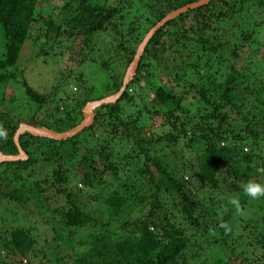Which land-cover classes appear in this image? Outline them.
Listing matches in <instances>:
<instances>
[{
  "label": "trees",
  "instance_id": "obj_1",
  "mask_svg": "<svg viewBox=\"0 0 264 264\" xmlns=\"http://www.w3.org/2000/svg\"><path fill=\"white\" fill-rule=\"evenodd\" d=\"M40 1L0 0V84H18L24 93L19 103L0 93V126L7 132L0 152L6 155L17 153L12 137L20 123L54 132L75 126L86 102L119 89L144 33L196 0H63L55 18L41 13ZM263 24L264 0H208L188 9L153 33L119 98L96 106L89 126L64 140L20 134L25 158L0 162V201L15 208L9 222L15 225L0 235V264H264V236L251 238L244 225L236 227L229 214L234 205L226 203L232 193L241 206L248 198L241 186L260 178L264 183V75L254 71L257 63L264 71ZM32 29L35 41L43 30L44 43L55 49L80 37L85 51L78 64L96 62L105 81L96 90L79 73L73 79L80 89L70 94L62 80L48 91L33 89L17 68ZM98 35L103 49L94 48ZM155 71L173 84L158 81ZM142 73L149 77L150 98L138 84ZM254 80L261 84L255 94ZM153 115L161 118L156 128H150ZM71 176L75 183L68 187ZM82 187H111L105 195L90 193L102 199L93 214L81 207ZM202 188L207 196L216 190L220 199L211 196L205 207L196 197ZM56 199L59 205L46 212L55 236L44 240V260H37L32 228L19 226L15 217H30L33 207L47 209ZM258 201L264 211V196ZM222 222L231 232L225 234ZM237 229L242 233L234 236ZM77 234L83 238L72 240ZM212 245L222 254L205 263L200 258ZM255 246L260 256L253 255Z\"/></svg>",
  "mask_w": 264,
  "mask_h": 264
},
{
  "label": "rangeland",
  "instance_id": "obj_2",
  "mask_svg": "<svg viewBox=\"0 0 264 264\" xmlns=\"http://www.w3.org/2000/svg\"><path fill=\"white\" fill-rule=\"evenodd\" d=\"M62 1L63 0H41L38 3V8L41 9V13L43 15H47L52 12L53 13L52 17L55 18L57 7L60 5ZM108 1H113V0H106V2ZM253 8L258 9V7L256 6H253ZM259 19L260 18H258V21L261 20ZM42 31L43 30H41L40 41L38 42L34 40V35L37 33V30L36 29L31 30V37L24 43V45L22 46L20 50L19 56H18L17 68L23 71V76L26 79V82L35 90L44 89L48 91L50 86H54L58 80H62L67 83L66 94H70V92H75L76 90L80 89L81 82H75L73 78L79 73H81L82 75L81 78L85 79L84 81L87 84L97 87L96 88L97 90L101 86V84L105 81L106 76H105V73L102 71V69L98 67V64L96 62L86 61L84 64L83 63L80 65L78 64V61L82 59V53L85 51L80 37H76V36L72 37L71 39H69V41L66 44H61V46L59 45L58 49H55V48L49 47L50 43H44V38L42 37ZM262 34H264V24L263 26L261 25V27L259 28V32H258V35L260 37H263ZM100 37L101 35L97 36V41H96V44L94 45L95 49H100V48L103 49L104 47V42L102 41V39H100ZM103 40H106V39H103ZM51 41L52 40H50V42ZM41 45H42V48L40 47ZM43 50L48 51L49 55L42 56L41 51ZM96 52H98L97 54H99L98 50ZM259 53L261 55H264V44L260 46ZM94 58L97 60L101 59V58H98L96 55H94ZM102 58L105 60L108 57L105 55ZM114 59H117V58L114 57ZM116 64L117 63H114L115 66ZM260 66L261 64L257 63L254 67V71L256 74L263 76L264 71L262 70V68H260ZM116 70L121 71V68L120 67L118 68L116 66ZM251 70L252 69H248L247 74H249ZM156 76L158 78V81L164 80L171 85L173 84V82H170L166 78V76L163 74V72L161 71L156 72ZM148 80H149V77L146 75V73H142L141 78L138 81V84L140 86V90L143 93L142 95L150 98L153 95V92L152 90H149L146 87V83L148 82ZM158 81L156 82L158 83ZM262 81L264 83V78ZM253 83H254V91L252 93L255 94L257 93L256 92L257 87L260 86L261 84L257 80H254ZM244 84L245 83H243L242 85ZM0 85H1L0 93H3L5 97L14 95L15 101L17 103L21 102V100L23 101L24 99L22 98L24 96L23 89L18 84L8 82L5 84H0ZM136 91H137V86L132 85L129 92L131 93V95L134 96V101L138 102L139 97H137L138 93H136ZM0 108L2 109V111H4L5 105L4 104L1 105ZM7 109H8V112L12 114L8 106H7ZM125 110H130V107L126 106ZM160 120L161 118L159 115H153L150 121V128H156L160 124ZM24 123H26L27 125L33 126L28 121ZM144 130L145 131L147 130L146 131L147 133L149 132L148 128ZM83 135H85V133H83ZM101 136H103V134H101ZM262 146H264V143H262ZM243 150L245 151V148ZM15 155H17V153ZM64 159L67 161L69 159V156L65 154ZM104 179L105 181H109L110 178L105 177ZM260 179L261 180H258L257 183L264 185L263 178H260ZM74 183H75L74 177L73 176L69 177L67 186L71 187L74 185ZM77 184H76V188H80L81 185L78 186ZM84 189L86 188L82 187L80 189V191L82 192L80 193L81 194L80 199H83V203L81 207L85 211L89 212L90 214H93L97 210V208L100 206L102 199L97 194H90V193L100 192L99 194L105 195L111 189V187L107 189H102V190L99 189V190H89V191L88 190L84 191ZM204 189L205 188H202V190L197 191L196 197L202 201L205 207H210L212 202L214 201L213 199H210V197L215 196L216 198H218L219 194L215 193L217 192L215 190V192L211 193L210 196H207ZM231 196L237 199V196L235 197V195L232 193H231ZM231 196H230V199H231ZM219 199H220V195H219ZM226 203H230V202H226ZM47 204H48L47 206L49 207L47 209H35L33 207V210H31L29 213L30 217H23V216H20V214L19 216L15 217V223H17L19 226H25V227L30 226L32 228L31 235L33 236L35 243H36V246L33 245V248L38 253L37 258H36L37 260L39 259L44 260L43 256L45 255V253L44 255H42L41 249H39L40 247L44 246V240L51 242V238H54L55 236V234L52 233V231H50L52 224L48 222V218L46 216H49V215L46 212H49V209H53L55 205H59V200L58 199L52 200L50 203H47ZM261 205H263V203L258 201V199H252L248 196L247 200L241 205V208L244 211V215H240L239 213H237L235 206L233 207V211L229 213L232 217V222L236 224V227L244 225L243 227L247 228L250 231L251 238L253 237V235H256L257 233L259 236H264V221H263L264 211L260 209ZM13 206L14 205H11V203L9 202L1 203L0 201V235L4 229V226H7L8 224H10L9 222L13 221L14 219V214L11 211L12 208L15 209ZM220 212L221 211H219V214L221 215L222 213ZM246 222H248L249 224H245ZM10 225H15V224H10ZM233 229L236 230V228L234 227ZM237 230L238 231L237 233L234 234V236H237L242 233L239 229ZM79 236L83 238V236H81L80 234H77V235H71V239L79 240L78 238ZM58 238H60V235L58 236ZM61 238H62V235H61ZM211 238L209 236H206V239L210 240ZM83 240L85 241V239ZM57 242L59 243L58 239H57ZM57 248H59V246H57ZM68 248L70 247L68 246ZM255 248L256 249H254L253 255L260 256L262 254L261 249L257 246H255ZM209 250H212V251L209 252L205 249L204 252L202 253V257L200 258L201 260H203L204 258V260H206L205 263L213 260V258L218 257L219 255L222 254V251L218 250V248H216V246H213V245L210 246ZM0 254H2L1 255L2 257L4 253L0 251ZM24 258L27 260V263H28L27 256H25ZM11 259L15 261L18 258L17 256H15ZM258 262H260V264H263L261 261H258Z\"/></svg>",
  "mask_w": 264,
  "mask_h": 264
},
{
  "label": "water",
  "instance_id": "obj_3",
  "mask_svg": "<svg viewBox=\"0 0 264 264\" xmlns=\"http://www.w3.org/2000/svg\"><path fill=\"white\" fill-rule=\"evenodd\" d=\"M208 2V0H196L194 2L187 3L181 7H178L168 13H166L159 21L154 23L143 35L141 41L137 45L134 55L128 65L126 66L123 76H122V81L119 89L109 95L106 96L105 98L98 99V100H93L86 102L82 108L81 112V120L73 127L61 131V132H54L46 127H35V126H30L27 125L26 123H20L18 124L17 129L15 130L12 140L13 143L15 144L17 148V155H6L0 152V162L3 161H10V160H18V159H24L25 155L22 153L21 149L19 148L17 144V138L20 134L23 132H26L32 136H38V137H45L53 140H64L67 139L68 137L74 135L78 131L82 130L83 128L89 126L93 120V109L100 105V104H107V103H114L119 96L121 95L122 91L124 90V87L130 80L132 79L135 69L138 64L139 56L141 55L143 48L147 44L148 40L151 38L153 33L159 29L164 23L172 19L173 17L179 15L182 12H185L188 9H192L195 7H199L202 5H205Z\"/></svg>",
  "mask_w": 264,
  "mask_h": 264
},
{
  "label": "clouds",
  "instance_id": "obj_4",
  "mask_svg": "<svg viewBox=\"0 0 264 264\" xmlns=\"http://www.w3.org/2000/svg\"><path fill=\"white\" fill-rule=\"evenodd\" d=\"M6 138H7L6 130L2 126H0V139H6ZM241 187L243 188L244 193L252 199H259L260 197L264 196V185L257 183L255 181L250 180L245 184H243ZM229 202L235 206L237 213H239L240 215H244V211L241 208L238 199L233 198ZM220 227L224 229L225 234H228L232 230L230 225L224 222L220 224Z\"/></svg>",
  "mask_w": 264,
  "mask_h": 264
}]
</instances>
